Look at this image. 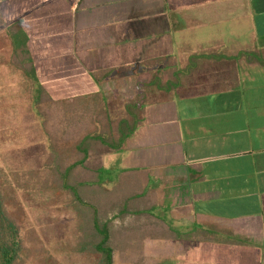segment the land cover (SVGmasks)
Wrapping results in <instances>:
<instances>
[{"label": "crops", "instance_id": "crops-1", "mask_svg": "<svg viewBox=\"0 0 264 264\" xmlns=\"http://www.w3.org/2000/svg\"><path fill=\"white\" fill-rule=\"evenodd\" d=\"M50 163L110 264H264V0H0V164Z\"/></svg>", "mask_w": 264, "mask_h": 264}, {"label": "rangeland", "instance_id": "rangeland-1", "mask_svg": "<svg viewBox=\"0 0 264 264\" xmlns=\"http://www.w3.org/2000/svg\"><path fill=\"white\" fill-rule=\"evenodd\" d=\"M31 154L17 166L37 167L38 148L31 149ZM12 196L13 199L8 200L9 210L19 225L22 245L14 264L97 263L96 252L88 245L82 248L78 242L81 235V230L76 229L78 216L66 202L65 194H55L54 189H14Z\"/></svg>", "mask_w": 264, "mask_h": 264}, {"label": "trees", "instance_id": "trees-1", "mask_svg": "<svg viewBox=\"0 0 264 264\" xmlns=\"http://www.w3.org/2000/svg\"><path fill=\"white\" fill-rule=\"evenodd\" d=\"M61 165L50 163L47 165L48 180L39 181L38 171L32 168L26 172L31 180L21 181L20 177L22 173L7 171L0 164V264H14L17 261V257L20 255L21 239L19 236V225L16 219L11 215L9 210V199H13V190H42L43 187L57 189L61 188L66 195V202L68 201L73 209L78 214L85 209L87 202L84 198L77 195L74 187L68 181L67 173L64 172ZM10 173V174H9ZM63 175V177H62ZM40 182V183H39ZM74 193V195L72 194ZM84 219H86V213H83ZM105 229H99L104 236L96 243V239H89L81 241V247L85 248L90 246L93 251L99 255L96 264H110L112 248L106 243L107 232Z\"/></svg>", "mask_w": 264, "mask_h": 264}]
</instances>
